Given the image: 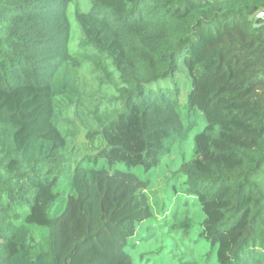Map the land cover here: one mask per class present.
<instances>
[{
  "label": "trees",
  "instance_id": "trees-1",
  "mask_svg": "<svg viewBox=\"0 0 264 264\" xmlns=\"http://www.w3.org/2000/svg\"><path fill=\"white\" fill-rule=\"evenodd\" d=\"M72 1L0 0V264H71L83 247L96 264H136L151 173L200 124L165 225L188 240L200 205L201 256L179 264H264V0H94L76 13L74 52ZM94 50L92 79L114 95L86 112L87 136L105 147L76 165L55 211L66 114L84 121L79 72ZM181 60L185 106L169 85Z\"/></svg>",
  "mask_w": 264,
  "mask_h": 264
},
{
  "label": "rangeland",
  "instance_id": "rangeland-1",
  "mask_svg": "<svg viewBox=\"0 0 264 264\" xmlns=\"http://www.w3.org/2000/svg\"><path fill=\"white\" fill-rule=\"evenodd\" d=\"M94 0H73L68 7V14L71 21V48L74 52L78 45L84 41L81 28L76 20V13L79 11H89L93 6ZM96 50L89 53V62L79 72L80 94L83 98L84 108H81L85 113L84 121L75 117L74 108L66 114V117L75 120V128L64 127L65 132L71 134L69 137L68 153L71 154L70 159L65 165V174L61 178L59 191L61 198L55 207V211L64 203L67 194L71 189V173L76 165L86 158L84 162L89 161L90 157H94L105 147V142L99 137L87 136L90 129H95L96 125L91 120V115L86 114L88 109H93L96 104V98L106 99L114 95V87L106 85L98 86L97 82L92 79L90 69L95 61L94 53ZM164 82L159 85H164ZM169 85L172 88L178 86L181 105L185 106L187 102L188 92L191 86V79L186 71V64L183 60L180 62L178 71L169 80ZM23 117V115H21ZM203 124L195 127L189 134L188 140L183 144H178L172 154L165 158L162 165L151 173V182L148 187V194L151 198L153 207V218L142 224L139 227L138 237L142 238L141 242L131 249L130 253L136 264H179L180 261L186 260L189 255L197 257L201 256V239L199 244L195 246L196 240L199 238V233L202 223V211L200 205H194L189 208L187 217L189 218L188 226L191 228V233L188 240L181 241L180 238L166 223L172 224L175 221L170 216L172 208L171 202L175 201L174 192L185 180L184 177L177 174L182 165L192 159L194 156V135L202 130ZM181 202L184 199L180 198ZM148 228H150L148 230ZM156 230L152 241H146L145 237L151 230ZM175 229V227H173ZM35 236L34 233L31 234ZM135 239H133L134 241ZM99 241V240H98ZM93 244V243H91ZM203 252L208 250L207 246L203 247ZM97 256L95 251L86 248H81L71 261V264H96Z\"/></svg>",
  "mask_w": 264,
  "mask_h": 264
},
{
  "label": "water",
  "instance_id": "water-1",
  "mask_svg": "<svg viewBox=\"0 0 264 264\" xmlns=\"http://www.w3.org/2000/svg\"><path fill=\"white\" fill-rule=\"evenodd\" d=\"M259 18H264V12L257 15V17L255 18V21H257Z\"/></svg>",
  "mask_w": 264,
  "mask_h": 264
}]
</instances>
